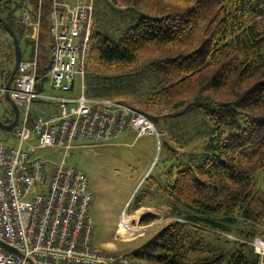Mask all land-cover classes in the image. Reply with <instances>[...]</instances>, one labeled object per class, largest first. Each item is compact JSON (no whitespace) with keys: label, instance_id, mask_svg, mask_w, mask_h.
<instances>
[{"label":"trees","instance_id":"trees-1","mask_svg":"<svg viewBox=\"0 0 264 264\" xmlns=\"http://www.w3.org/2000/svg\"><path fill=\"white\" fill-rule=\"evenodd\" d=\"M107 1L134 10L138 20L121 28L115 9L113 20L105 14L104 27L94 24L87 59L93 81L146 76L149 94L121 102L152 120L162 140L165 129L171 133V118L200 113L205 124V142L193 153L165 138L164 167L149 173L134 194L130 213L168 205L183 217L159 225L139 257L156 264H260L250 242L264 230V0ZM27 7L38 9V0H0V32L11 38L6 42L15 61L9 28L21 47L31 52L33 46L21 22ZM99 10L95 0V18ZM43 26L39 92L47 91L50 67L46 19ZM10 65L0 63L5 79ZM8 106L12 116L0 119L9 125L15 113ZM163 107L169 116L161 114Z\"/></svg>","mask_w":264,"mask_h":264},{"label":"built area","instance_id":"built-area-1","mask_svg":"<svg viewBox=\"0 0 264 264\" xmlns=\"http://www.w3.org/2000/svg\"><path fill=\"white\" fill-rule=\"evenodd\" d=\"M47 1L38 0V9L27 7L21 13L24 39L33 46L31 57L22 59L10 90L11 100L21 111L11 133L14 142L0 140V264H131L95 247L88 178L68 158L80 140L105 143L126 130L137 138L160 139L161 134L139 110L98 93L90 95L87 59L95 0H49L44 9ZM45 19L50 41L45 89L64 93L61 96L38 90L43 79L39 53ZM77 79L81 81L79 95L67 96ZM0 90L5 94V87ZM36 101L56 102L57 108L48 112L45 104H39L34 118ZM57 149L62 155L40 154ZM122 216L120 230L128 226L123 224L127 213ZM257 248L264 249V245Z\"/></svg>","mask_w":264,"mask_h":264},{"label":"rangeland","instance_id":"rangeland-1","mask_svg":"<svg viewBox=\"0 0 264 264\" xmlns=\"http://www.w3.org/2000/svg\"><path fill=\"white\" fill-rule=\"evenodd\" d=\"M97 3L100 10L96 18L94 17V24L98 22L104 27L105 14L108 15V19L113 20L111 12L115 9H117L115 16L121 28L126 24L125 21L132 20L134 23L138 20L134 10L128 11L121 8H113L107 0H97ZM7 35L0 32V63L1 65L9 63L11 64L10 68L12 69L13 67L14 69V51L6 46L8 44L6 41L8 40L9 45H11L12 40ZM26 46L25 43H22L25 59L28 58L30 52V48ZM1 72L2 70L0 69ZM93 77L89 71V83L88 80L87 83L91 96L92 92L93 95L100 93L102 85H104L103 90L109 93L107 98L111 100L122 101L124 98L135 100L136 98H141L142 94H149V82L146 76H138L135 79H127L126 77L124 80L102 78L103 82L102 80L99 81L102 83L98 84L96 81L99 86L101 85V88L93 81ZM80 82V79H77L74 91L66 95L78 96L80 93ZM108 88L110 91H106ZM38 105L39 102L36 101L33 105L34 111ZM10 109L7 99L3 97L0 91V117L12 116ZM160 111L161 114L168 116L171 114L169 108L163 107ZM204 125L200 113L188 118L176 120L171 118V133L165 129L163 131L165 134L163 139L169 138L171 145L177 150L193 153L197 147H201L205 142ZM11 133L0 130V140L14 142V139L10 136ZM132 133L130 137L119 136L105 143H94L88 140L77 141L74 144V150L71 152L72 156L68 158V163L76 165L83 170L88 178L89 190L93 196L90 216L95 226L94 245L102 247L103 242H112L116 246L115 249L104 247L101 249L124 257L131 264H156L147 258L139 257V252L145 251L144 246L159 231V225L168 221L182 220L183 217L172 215L174 210L168 205H147L142 207L150 208V213L148 214L142 212L136 214V211L130 213L129 207L134 192L143 183L140 182L149 172H152L153 175L158 174L164 167V162L168 157L167 148L163 145L164 140L152 135L136 139V134ZM62 153L63 151L57 149L48 153L41 152L40 154L50 158L59 154L62 155ZM125 213H127L126 217L130 218L125 223L128 226L125 230V227L120 230L119 223H121L122 215ZM150 215L153 216L152 220L148 223L144 222L145 218ZM261 233L263 235L256 236L250 243L255 253L261 258L260 264H264V249L257 248L258 244L264 245V230ZM225 236L237 239L233 235Z\"/></svg>","mask_w":264,"mask_h":264},{"label":"water","instance_id":"water-1","mask_svg":"<svg viewBox=\"0 0 264 264\" xmlns=\"http://www.w3.org/2000/svg\"><path fill=\"white\" fill-rule=\"evenodd\" d=\"M0 22L4 23V20L2 18H0ZM8 33L10 34V36L12 37L13 39V42H14V48H15V53H16V61H15V66H14V69L11 73V77L10 79L7 81L6 85H5V98L7 99L9 105L12 107V109L14 110V113H15V118H14V121L12 124H5L1 119H0V130L1 131H4V132H12L18 125L19 123V119H20V109L19 107L11 100L10 98V90H11V87H12V83L16 77V73H17V70H18V67L22 61V57H23V53H22V48H21V45L19 43V39L16 35V33L11 29L9 28L8 29ZM11 251H14L15 253L18 254L17 251L11 249Z\"/></svg>","mask_w":264,"mask_h":264},{"label":"crops","instance_id":"crops-1","mask_svg":"<svg viewBox=\"0 0 264 264\" xmlns=\"http://www.w3.org/2000/svg\"><path fill=\"white\" fill-rule=\"evenodd\" d=\"M7 46V48H8V44L6 45ZM11 49H12V46H11ZM5 74H3V75H1V77H0V81H1V83H3V85H1V87H4V84L6 83V79H5ZM48 86V85H47ZM47 92L49 93V94H51V95H53V96H61V95H63L64 93H61V92H58V91H54L53 89H51L50 87H47ZM107 98V97H106ZM40 104V103H39ZM42 104H45V108H46V110H48V112L50 111V112H52L53 110H55L56 108H57V103L56 102H44V103H42ZM39 106V105H38ZM38 114V107H37V109L35 110V116ZM131 134H133L132 133V131L131 130H126L125 132H123V133H121L120 135H118L116 138H118L119 136H124V137H130L131 136ZM10 136H12V134L10 135ZM8 138H10V137H8ZM136 139H138L137 137H136ZM149 172V171H148ZM148 174V173H147ZM150 208L148 209V208H141L140 210H138V211H136L135 213L137 214L138 212L140 213V212H142V213H144V214H148V213H150ZM134 213V214H135ZM102 247H104V248H109V249H115L116 248V246L114 245V243H112V242H103L102 243Z\"/></svg>","mask_w":264,"mask_h":264},{"label":"bare ground","instance_id":"bare-ground-1","mask_svg":"<svg viewBox=\"0 0 264 264\" xmlns=\"http://www.w3.org/2000/svg\"><path fill=\"white\" fill-rule=\"evenodd\" d=\"M127 219L129 220L130 218L125 217V221H124V223H123L124 225H126L125 223L128 221ZM122 228H123V227H122ZM125 229H126V227L124 228V230H125ZM122 231H123V230H122Z\"/></svg>","mask_w":264,"mask_h":264},{"label":"flooded vegetation","instance_id":"flooded-vegetation-1","mask_svg":"<svg viewBox=\"0 0 264 264\" xmlns=\"http://www.w3.org/2000/svg\"><path fill=\"white\" fill-rule=\"evenodd\" d=\"M10 77H11V75L6 79V83H7V81L10 79ZM13 83H14V81H13ZM13 83H12V84H13Z\"/></svg>","mask_w":264,"mask_h":264}]
</instances>
